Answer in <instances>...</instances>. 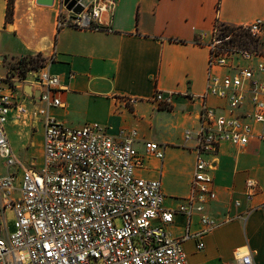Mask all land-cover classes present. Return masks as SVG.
Wrapping results in <instances>:
<instances>
[{
    "label": "built area",
    "instance_id": "2783aa9c",
    "mask_svg": "<svg viewBox=\"0 0 264 264\" xmlns=\"http://www.w3.org/2000/svg\"><path fill=\"white\" fill-rule=\"evenodd\" d=\"M53 6L60 29L101 30L110 28L117 3L76 0L68 9L64 0H54ZM263 34V19L243 26L215 25L207 89L198 97L199 129L186 132L187 140L197 142L194 178L190 194L173 209L165 208L161 180L136 174L146 157L164 158L159 143L147 142L141 155L135 129L114 135L99 123L72 128L50 115L63 105L61 79L49 70L54 58H43L41 66L21 80L0 77V164L6 170L0 173V264H191L184 243L194 238L203 251V238L220 225L207 213L217 199L212 171L220 146L244 149L252 138L264 141V52L248 48ZM24 86L40 92L39 102L31 107ZM174 96L157 92L153 99L170 108ZM211 97L226 105L211 106ZM14 112L24 122L43 123L40 168L26 166L12 149L6 126ZM262 194L257 182L247 181L250 202ZM8 209L15 213L16 231L3 236ZM255 209L264 212V202L248 214ZM179 214L199 217L202 229L174 237L169 227ZM226 264L255 261L251 252L237 251Z\"/></svg>",
    "mask_w": 264,
    "mask_h": 264
},
{
    "label": "crops",
    "instance_id": "0c3cea01",
    "mask_svg": "<svg viewBox=\"0 0 264 264\" xmlns=\"http://www.w3.org/2000/svg\"><path fill=\"white\" fill-rule=\"evenodd\" d=\"M116 3L109 29L80 30L60 29L56 6L39 5L37 0H16L13 22L8 23L9 0H0V77L8 76V63L14 59L54 58L49 70L61 79L63 105L51 109L50 115L72 128L99 123L114 135L135 129L139 133L135 146L141 155L147 142L159 143L164 158L146 157L136 174L161 180L165 208L173 209L190 194L194 178L197 142L187 140L186 132L195 134L199 129L202 101L198 97L207 89L215 25L243 26L264 20V0ZM32 91L29 107L39 102V90ZM157 92L175 93L170 108L154 101ZM209 104L219 108L226 102L211 97ZM6 129L15 155L40 167L43 123L24 122L14 112ZM215 160L212 176L217 199L208 205L207 213L220 225L203 238V251L198 250L196 239L187 240V258L191 264H226L242 251L251 252L255 264H264V212L255 209L248 214L264 202V194L253 202L246 197L248 180L264 191V141L252 138L244 149L223 143ZM5 172L0 164V173ZM201 229L199 217L180 214L169 227L174 237Z\"/></svg>",
    "mask_w": 264,
    "mask_h": 264
},
{
    "label": "trees",
    "instance_id": "16d2710c",
    "mask_svg": "<svg viewBox=\"0 0 264 264\" xmlns=\"http://www.w3.org/2000/svg\"><path fill=\"white\" fill-rule=\"evenodd\" d=\"M15 1L9 0L8 12H7V22H13V16L15 11ZM43 58L42 55L37 57H26L22 59H14L8 63L9 74L8 78H17L19 80L26 77L27 73L33 69L41 66Z\"/></svg>",
    "mask_w": 264,
    "mask_h": 264
},
{
    "label": "rangeland",
    "instance_id": "374dc122",
    "mask_svg": "<svg viewBox=\"0 0 264 264\" xmlns=\"http://www.w3.org/2000/svg\"><path fill=\"white\" fill-rule=\"evenodd\" d=\"M248 48L253 49V50H258L261 52H264V34L261 36V38H259L258 40H254L248 43ZM24 164L26 166H30L29 163H27L26 161H23ZM42 166V165H41ZM40 166V167H41ZM38 167V168H40ZM5 224H6V232L2 233L3 236L5 235H11L16 231V217H15V213L13 210L8 209L5 213Z\"/></svg>",
    "mask_w": 264,
    "mask_h": 264
},
{
    "label": "water",
    "instance_id": "95a60500",
    "mask_svg": "<svg viewBox=\"0 0 264 264\" xmlns=\"http://www.w3.org/2000/svg\"><path fill=\"white\" fill-rule=\"evenodd\" d=\"M76 0H64V4L68 5V9H71L73 7V5L75 4ZM37 3L39 5H43V6H48V7H52L54 5V0H37ZM82 8L78 7L77 8V12H81ZM16 85H20L19 82L16 83ZM25 91L29 94V95H33V91L31 89V86H26L25 87ZM37 92L35 93V96H37ZM0 234H1V228H0Z\"/></svg>",
    "mask_w": 264,
    "mask_h": 264
}]
</instances>
